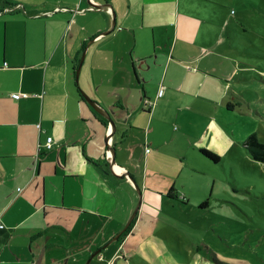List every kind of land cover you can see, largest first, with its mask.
<instances>
[{
  "label": "crops",
  "instance_id": "1",
  "mask_svg": "<svg viewBox=\"0 0 264 264\" xmlns=\"http://www.w3.org/2000/svg\"><path fill=\"white\" fill-rule=\"evenodd\" d=\"M92 1L113 6L116 25L106 36L112 9H92L88 0H59L22 17L24 29H10L11 22L0 30V264H86L96 248L90 264L161 260L159 241L137 236L141 219L112 241L137 206L135 183L145 201L150 191L182 209L189 200L177 201L172 176L149 165L165 156L166 162L188 159L192 149L207 159L201 144L215 133L237 143L243 130L245 146L257 133L240 129L239 92L229 88L231 97L227 90L239 67L232 37L243 18L236 8L249 0ZM31 20L38 28H28ZM92 40L79 85L116 123L108 145L119 176L106 159L110 122L76 83ZM15 93L28 97L14 99ZM128 143L146 149L138 162L126 157ZM125 173L132 179L120 176Z\"/></svg>",
  "mask_w": 264,
  "mask_h": 264
},
{
  "label": "rangeland",
  "instance_id": "2",
  "mask_svg": "<svg viewBox=\"0 0 264 264\" xmlns=\"http://www.w3.org/2000/svg\"><path fill=\"white\" fill-rule=\"evenodd\" d=\"M45 1L0 0V30L8 29L11 22L10 29H24L27 19L22 17L43 12L59 0H47V5L43 4ZM64 1L73 5L75 0ZM236 11L243 18L238 24L239 33L232 37L233 44L239 47L234 51L239 67L227 78V90L230 96L231 87L239 92L236 109L240 118L246 120L245 123L240 120V129L246 125L249 131H256L264 143V0L241 3ZM11 12L19 13L12 16ZM36 24L31 20L28 28H38ZM224 86L226 89L225 82ZM140 90L144 95L142 87ZM197 119L203 121L199 116ZM242 133L246 139V132L242 130ZM240 136L237 143L235 140L230 143L225 133H215L211 141L207 138L201 144L205 147L200 149L221 157L218 164L202 157L199 149H192L189 151L195 155L188 159L166 162L165 156L149 165L150 169L153 167L164 175H171L174 184L170 188L181 197L177 201L188 199L189 202L182 209L177 202L174 208L165 196L148 191L150 200L145 201L141 192L142 204L136 219L138 223L141 219V223L137 236L141 240H158L157 250L162 259L157 260L152 255L151 260L130 257L127 258L129 264H264V163L254 158ZM104 144L107 149V143ZM129 147L130 143L126 157H136L138 162L146 149ZM137 195L139 202V192ZM129 211L128 221L134 213ZM129 247H125L126 251ZM99 249L96 248L92 255Z\"/></svg>",
  "mask_w": 264,
  "mask_h": 264
},
{
  "label": "water",
  "instance_id": "3",
  "mask_svg": "<svg viewBox=\"0 0 264 264\" xmlns=\"http://www.w3.org/2000/svg\"><path fill=\"white\" fill-rule=\"evenodd\" d=\"M89 1V4H90V7L92 9H95V10H101V9H104V8H111L112 9V14H113V20H112V27L109 31L107 32H104L102 35L103 36H106L108 34H110L112 32V30L115 28V25H116V14H115V11L113 9V6L111 4H109L108 2L106 3H103V4H98L97 2H93L92 0H88ZM96 39V38H95ZM94 40L88 42L83 54H82V57H81V60H80V63L78 65V68L76 70V83L77 85L79 86V89H80V92H81V95L82 97L85 99V101L88 103L89 106H91L98 114H100L102 117H104L106 120H108L110 122V131L108 132L107 136H106V143L108 145L109 143V139L114 135L115 131H116V123L115 121L113 120L112 116L110 115L109 111L106 110L105 108H103L98 102H96L95 100H93L85 91H83L79 85V78H80V73H81V70H82V65H83V62L85 60V57H86V53H87V49L88 47L91 45V43L93 42ZM110 146L109 147V150H110V153L108 152L107 156H106V159L110 165V168H111V172L114 173V175H117L119 176L118 174H116L112 168L115 166V163H116V159H115V151L114 149L111 147V145H108ZM120 176L124 177V178H128V179H132L130 174L128 173H125V174H121ZM135 186H136V190L139 192L140 194V201L138 202L137 206H136V209L132 215V217L130 218V220L128 221V223L126 224V227L122 230V232L116 236V238H114L112 241H115L117 239H119V237L125 233L127 231V229L130 227V225L132 224V222L135 220V218L137 217L138 215V212L140 210V206L142 204V195H141V189L139 188V186L135 183ZM101 250H99L100 252ZM99 252H96L95 254L92 255V257L87 261L86 264H90L93 257L95 255H97V253Z\"/></svg>",
  "mask_w": 264,
  "mask_h": 264
},
{
  "label": "trees",
  "instance_id": "4",
  "mask_svg": "<svg viewBox=\"0 0 264 264\" xmlns=\"http://www.w3.org/2000/svg\"><path fill=\"white\" fill-rule=\"evenodd\" d=\"M100 116V115H99ZM100 118L105 122V118L101 117ZM107 124V123H106ZM246 147L248 148V150H250V152H252L254 158L257 161H261L264 163V143L261 142L260 138L258 137L257 133H253L248 137L247 143H246ZM202 153L208 157L209 159H211L212 161L218 162L219 161V157L215 156L214 154L206 151V150H202ZM137 217L135 218V220L132 222V224L130 225V227L127 229V231L124 233V236L127 235V233L130 231L131 227L133 226V224L135 223Z\"/></svg>",
  "mask_w": 264,
  "mask_h": 264
},
{
  "label": "built area",
  "instance_id": "5",
  "mask_svg": "<svg viewBox=\"0 0 264 264\" xmlns=\"http://www.w3.org/2000/svg\"><path fill=\"white\" fill-rule=\"evenodd\" d=\"M164 94V90H160L159 92V97H161L162 95ZM12 97L14 99H20V98H27L28 97V94H20V93H15L12 95ZM149 106H153L152 103L149 104ZM52 143H53V138L52 137H49L47 139V149H50L52 147ZM150 150L148 149L147 152H149Z\"/></svg>",
  "mask_w": 264,
  "mask_h": 264
},
{
  "label": "bare ground",
  "instance_id": "6",
  "mask_svg": "<svg viewBox=\"0 0 264 264\" xmlns=\"http://www.w3.org/2000/svg\"><path fill=\"white\" fill-rule=\"evenodd\" d=\"M114 167H115V166H114ZM116 170H117V172H121V170H120L118 167L116 168Z\"/></svg>",
  "mask_w": 264,
  "mask_h": 264
}]
</instances>
